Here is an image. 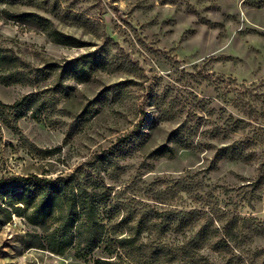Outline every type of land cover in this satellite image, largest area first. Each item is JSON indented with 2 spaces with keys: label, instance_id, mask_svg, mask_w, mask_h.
<instances>
[{
  "label": "rangeland",
  "instance_id": "374dc122",
  "mask_svg": "<svg viewBox=\"0 0 264 264\" xmlns=\"http://www.w3.org/2000/svg\"><path fill=\"white\" fill-rule=\"evenodd\" d=\"M2 10L35 14L84 45H59ZM0 46L32 67L91 59L85 81H65L67 96L43 91L48 115L20 118L17 131L0 123V179L96 180L141 222V254L163 247L155 264H264V0H1ZM53 78L0 84V101ZM161 144L172 153L151 154ZM8 201L0 193V264L115 257L105 244L84 259L28 248L33 227Z\"/></svg>",
  "mask_w": 264,
  "mask_h": 264
},
{
  "label": "trees",
  "instance_id": "16d2710c",
  "mask_svg": "<svg viewBox=\"0 0 264 264\" xmlns=\"http://www.w3.org/2000/svg\"><path fill=\"white\" fill-rule=\"evenodd\" d=\"M1 13L13 19L17 17L16 19L31 21L59 45L69 47L84 45L75 38L52 29L45 19L35 14L11 16L5 10ZM90 61L86 55L67 61L48 60L41 67H32L12 50L0 46L1 85L7 87L22 84L34 87L35 77H54L49 88L38 90L36 86V91L32 90L10 104L0 101V123L12 131H17V121L20 118L27 115L32 118L40 116L47 103V99L42 96L43 91L49 90L67 96L68 90L72 87L65 81L69 78L85 81L88 76L85 66ZM52 109L53 107H49L46 110L47 115ZM170 137L174 138V141H180L186 136L175 130L170 132ZM31 147L34 151L48 153L46 155L60 151L59 146L46 151ZM171 153V148L166 144L157 146L151 152L156 156ZM103 189L100 190L96 180L84 182L76 171L65 175L60 173L54 177L28 174L0 179V193L2 197L10 199L8 206L13 213L23 217L33 227V232L28 234L26 242L28 248L46 250L56 255L73 250L76 259H84L105 244L107 253L115 257L96 258L93 264H124L121 253L126 256L142 255V260L137 264H155L163 247L156 246L150 252L141 254L142 249L146 247L140 240L144 229L141 222H133L131 214L123 213L119 204L113 202L111 197L109 203L104 186Z\"/></svg>",
  "mask_w": 264,
  "mask_h": 264
}]
</instances>
